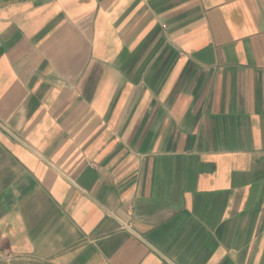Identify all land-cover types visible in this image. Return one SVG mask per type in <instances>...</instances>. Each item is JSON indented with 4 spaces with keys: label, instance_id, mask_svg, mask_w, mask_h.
Segmentation results:
<instances>
[{
    "label": "crops",
    "instance_id": "crops-1",
    "mask_svg": "<svg viewBox=\"0 0 264 264\" xmlns=\"http://www.w3.org/2000/svg\"><path fill=\"white\" fill-rule=\"evenodd\" d=\"M0 264H264V0H0Z\"/></svg>",
    "mask_w": 264,
    "mask_h": 264
}]
</instances>
